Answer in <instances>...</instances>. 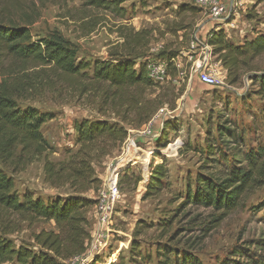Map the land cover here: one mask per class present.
Returning <instances> with one entry per match:
<instances>
[{"label": "rangeland", "instance_id": "obj_1", "mask_svg": "<svg viewBox=\"0 0 264 264\" xmlns=\"http://www.w3.org/2000/svg\"><path fill=\"white\" fill-rule=\"evenodd\" d=\"M196 1L124 0L120 5L121 18L109 11L90 9L83 0H35L38 14L30 27L33 41L58 32L78 46V62L93 65L95 61L107 60L108 54L122 43L121 34L147 31L144 58L139 62L158 60L160 53L164 57L172 55L186 73L184 79H178L172 69V82L154 85L144 93L151 115L161 108L170 113L156 129L158 137L164 130L159 152L156 142L140 145L137 136L141 126L123 125L110 111L98 112L97 98L80 97L59 81L54 82V90L16 101L23 110L35 109L53 117L41 128L51 153L41 155L18 174L4 171L12 178L20 202L28 197L46 204L57 197L65 200L73 195L68 185L54 189L46 184L43 169L45 159L56 164L67 162L76 154L75 122L104 120L124 126L131 137L138 139L135 148L122 143L116 144L108 155L98 156L95 151L90 154L91 166L100 180L96 193L80 195L96 201L85 214L90 241L85 255L67 264H92L94 260L95 264H165L166 259L169 264H182L183 257L187 264H230V260L239 261V255L252 264H264V187L254 190L219 222V214L211 208L189 202L188 190L193 195L198 176L213 173L220 178L231 168L246 170L250 155L264 158V94L259 85V77H264V55L241 70L235 85L225 82L226 72L214 56L208 64L217 84L210 87L199 83L196 65L185 54L195 36L202 40V28L212 18ZM251 1L245 0L241 7L251 9L256 4ZM19 3L27 7L30 0ZM257 7L261 10L264 3ZM245 12L237 10L244 16ZM227 30L232 40L243 41L236 38L233 28ZM260 33L264 34V29ZM12 62L0 55V77L6 78L4 74L12 71ZM46 74L57 79L53 71ZM130 117V121H135L134 114ZM156 152L164 160L166 179L159 195L144 199ZM102 191L109 205V221L105 225L99 221ZM0 227L9 231L5 238L15 248L31 246L32 235L41 230H55L51 222L29 224L4 211H0Z\"/></svg>", "mask_w": 264, "mask_h": 264}, {"label": "trees", "instance_id": "obj_2", "mask_svg": "<svg viewBox=\"0 0 264 264\" xmlns=\"http://www.w3.org/2000/svg\"><path fill=\"white\" fill-rule=\"evenodd\" d=\"M83 1L90 9L109 11L123 18L120 5L124 0ZM261 3L264 0H257L251 9L246 10L247 20L256 18L253 13ZM22 6L19 0H0V55L13 60L12 71L3 73L6 78L0 77V211L29 224L51 222L55 230H41L32 235L31 246L15 248L5 238L9 231L0 227V264H67L73 258L85 255L90 241L85 214L96 201L80 196L90 191L96 193L100 185L90 163V154L95 151L98 156L108 155L116 144L127 139L128 131L124 126L104 120L75 122L76 154L69 161L56 164L45 159L43 169L46 184L54 189L68 185L73 195L65 200L57 197L46 204L28 197L20 202L12 178L4 171L18 174L41 155L51 153L41 128L53 117L35 109L23 110L16 101L54 90V82L59 81L80 97L90 95L97 98L98 112L110 111L123 125L142 126L152 116L143 97L154 84L147 77L145 63L139 62L144 58L143 49L147 44L144 39L147 40L149 33L121 34L122 43L108 54L107 60L95 61L91 65L78 62V46L58 32L33 41L30 27L38 14L35 0H30L27 7ZM206 43L226 72L225 82L230 85L238 83L245 66L264 55V34L260 32L234 44L226 39L223 30H211ZM158 58L170 61L175 56L164 57L160 53ZM2 68L0 65V70ZM48 71H53L57 79L47 75ZM259 78L260 90L264 94V77ZM131 114L136 117L135 121L129 120ZM163 137L164 130L155 143L157 152ZM157 152L153 154L144 199L159 195L166 179L164 160ZM247 162L246 170L231 168L220 178H215L213 173L198 176L193 195L188 190L190 204L211 208L219 214L216 220L221 221L242 205L254 190L264 187V158L250 155ZM237 258L239 261L230 260V264H252L241 255ZM167 261L165 264H169ZM181 262L188 263L184 257ZM111 264L117 263L112 261Z\"/></svg>", "mask_w": 264, "mask_h": 264}, {"label": "built area", "instance_id": "obj_3", "mask_svg": "<svg viewBox=\"0 0 264 264\" xmlns=\"http://www.w3.org/2000/svg\"><path fill=\"white\" fill-rule=\"evenodd\" d=\"M244 1L245 0H230L229 8L226 7L223 0H197L196 2L197 6L206 11L212 19L225 23L227 25V29H229L234 28V24L231 21L232 13L237 12L238 9H242L241 6ZM187 56H189V58H191L190 61H193L196 65L195 71L199 83L210 87L215 86L217 84L216 78L209 72L208 69V62L214 56L212 55L211 47L207 45L206 41H200L198 37L195 36V39L190 43ZM145 68L148 79L154 85H162L164 82H170L173 79L172 76H174L171 74L172 69L175 73H177L176 76L178 79H184L186 75L182 65L178 59L175 58L170 61L165 59H148L147 63H145ZM169 114L170 113L166 108H161L141 126L138 134L145 145L149 146L157 141L159 134L156 132V129L160 127L162 122L169 117ZM99 195L104 196L99 199L98 207L102 210V213L99 215V221L105 225L109 221V205L106 204L104 192L102 191Z\"/></svg>", "mask_w": 264, "mask_h": 264}, {"label": "crops", "instance_id": "obj_4", "mask_svg": "<svg viewBox=\"0 0 264 264\" xmlns=\"http://www.w3.org/2000/svg\"><path fill=\"white\" fill-rule=\"evenodd\" d=\"M255 2H256V0H252L250 4H254ZM224 3L226 5V7L229 8L230 0H228V1L224 0ZM258 8L259 7L255 8V10H256L255 14L257 15V18L255 20H247L244 16V13L243 14H239L237 12L232 13L231 21L234 24V28H233L234 32L233 31L232 32L234 33V35H236V38H242L244 40V39L248 38L249 35L253 36L257 32H260L261 28L264 29V20L260 21L262 10L264 8H262L261 10H259ZM242 9L245 12L247 10V7L242 8ZM238 10H240V9H238ZM202 29L204 30V35L202 36V41L205 42L207 35L211 30L221 29L225 32L227 30V25L225 23H221L218 20L211 19V21H208L205 23V25L203 26ZM252 31H255L256 33H253ZM225 35H226L227 39L234 42L235 44L240 43L238 41H234L235 39L232 40V37L230 38L229 35H227V32L225 33ZM186 55H187V53L185 54V56ZM189 60H191V58H189ZM211 60H214V57H212ZM210 68H212V67L209 66L208 69H210ZM137 137H139L140 145H143V147H144L145 144H144L143 140L141 139V137L140 136H137ZM123 145H126L125 147H127V148L128 147L129 148H135V146L138 145V139L136 137H131L130 134H128V137H127L126 141H124ZM123 159H125V157H122L121 160H123Z\"/></svg>", "mask_w": 264, "mask_h": 264}]
</instances>
